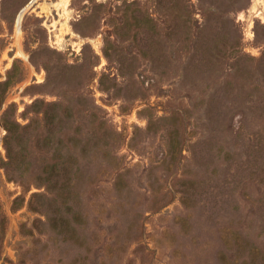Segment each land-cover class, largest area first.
<instances>
[{
	"label": "rangeland",
	"instance_id": "1",
	"mask_svg": "<svg viewBox=\"0 0 264 264\" xmlns=\"http://www.w3.org/2000/svg\"><path fill=\"white\" fill-rule=\"evenodd\" d=\"M29 1L0 0V264H264V0H36L18 30Z\"/></svg>",
	"mask_w": 264,
	"mask_h": 264
},
{
	"label": "water",
	"instance_id": "2",
	"mask_svg": "<svg viewBox=\"0 0 264 264\" xmlns=\"http://www.w3.org/2000/svg\"><path fill=\"white\" fill-rule=\"evenodd\" d=\"M36 0H30L25 7L21 10V12L18 15V20H17V24H18V30L20 28V22L22 19L23 14L26 12V10L35 2Z\"/></svg>",
	"mask_w": 264,
	"mask_h": 264
},
{
	"label": "bare ground",
	"instance_id": "3",
	"mask_svg": "<svg viewBox=\"0 0 264 264\" xmlns=\"http://www.w3.org/2000/svg\"><path fill=\"white\" fill-rule=\"evenodd\" d=\"M256 7L258 8L257 3H255V4L253 5V10H255Z\"/></svg>",
	"mask_w": 264,
	"mask_h": 264
}]
</instances>
